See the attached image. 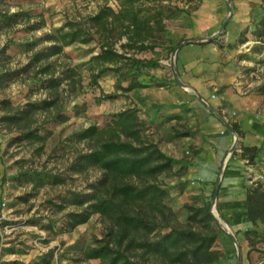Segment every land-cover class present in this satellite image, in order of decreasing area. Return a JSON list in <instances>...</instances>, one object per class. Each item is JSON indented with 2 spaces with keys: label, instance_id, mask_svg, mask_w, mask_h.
Wrapping results in <instances>:
<instances>
[{
  "label": "rangeland",
  "instance_id": "obj_1",
  "mask_svg": "<svg viewBox=\"0 0 264 264\" xmlns=\"http://www.w3.org/2000/svg\"><path fill=\"white\" fill-rule=\"evenodd\" d=\"M197 1H169L172 5L190 11L179 10L166 20L164 45L139 54L160 61L155 66L144 67L141 78L149 80L150 75L155 74L166 77L164 83L153 80L147 87L137 88L116 98L102 99L103 92L115 90L118 74L105 72L99 79V85L92 86L89 84V70L84 66V91L70 96L65 102L69 119L40 126V132L47 136L41 150H38L39 142L20 138L18 130H10L0 122V203L6 199V211L13 224L5 233L7 244L2 250L4 263L15 259L39 263L46 257L50 259V264H99V259L80 258L83 249L94 244L97 236L103 235L105 223L100 214L93 213L87 222L74 228L66 226L67 213L78 209L73 203L76 193H89V184L101 174L98 169L75 172L70 168L77 150L85 148L84 143L75 140V133L93 123L103 125L111 113L129 105H137L140 115L149 124L150 137L158 141L167 153H182L183 159L189 161L193 153L199 150L194 143L189 144L191 137L197 138L200 130L195 105L200 100L210 110L219 109L212 103H205L202 100L204 97H199V93L187 85L180 68V50L184 47H202L203 59L215 73L212 78L217 79L224 88L238 85L243 93L257 91L264 95V36L260 37L256 28L257 21L264 15V0L253 1L258 4V12L250 13L245 24L235 23L237 16L233 17L235 7L241 0H201L200 5L193 8ZM203 1H206L204 7ZM102 3L104 0H0V13L27 11L32 14L29 20L20 14L10 25L0 22V115L3 113V99H10L16 105L27 101L40 102L48 95L41 79L33 76L34 68L18 76L7 73L22 68L35 50L49 45L51 42L46 38L47 34L63 25L68 18H80L93 13ZM110 4L115 5V1L110 0ZM40 12L43 17L34 15ZM200 14L206 16L202 22L206 25L196 24ZM31 23H41V26L30 29ZM174 46V50L170 49ZM65 50L67 56L60 55L54 59L78 64L89 61L101 51V46L93 40L88 43L75 42ZM43 119L42 114L39 121ZM184 124L193 127L190 136H174L173 127L183 129ZM240 134L233 143L238 142L233 150L238 153L242 152L245 145ZM246 164L250 170V184L257 180L264 182V169L248 160ZM51 175L63 176L65 181L55 183ZM165 179L172 185L179 183L176 175H168ZM193 182L199 183L198 180ZM218 182L220 190L219 178L211 193H201L195 199L199 202L210 199L214 213L218 211L222 216L216 204L219 191L214 199ZM179 194L177 191L170 200L180 215L185 217L186 210L183 204H179ZM60 204L66 206L60 208ZM216 221L221 232L228 234L227 227L218 219ZM253 227L261 235L264 234L263 223L259 222L257 226L253 224ZM249 245L251 249L260 251V258L264 259V240L258 242L256 248L251 246L250 241Z\"/></svg>",
  "mask_w": 264,
  "mask_h": 264
},
{
  "label": "trees",
  "instance_id": "obj_2",
  "mask_svg": "<svg viewBox=\"0 0 264 264\" xmlns=\"http://www.w3.org/2000/svg\"><path fill=\"white\" fill-rule=\"evenodd\" d=\"M114 1L112 5L110 0H104L95 12L68 18L47 34L49 45L35 50L22 68L7 73L18 76L34 68L33 76L40 78L42 86L48 90L47 97L40 102L15 105L10 99L1 101L0 122L10 130H18L20 138L39 142L38 150L43 148L47 137L40 132V126L69 119L65 102L84 91V66L89 70L92 86L99 85L105 72L118 74L115 90L103 92L102 99L147 87L153 80L160 83L167 80L155 74H151L149 80L142 79V69L160 61L139 54L164 45L166 20L179 10H190L172 5L171 0ZM200 2L198 0L193 8ZM20 14L28 20L32 17L27 11L0 13V22L10 25ZM34 15L43 17L42 12ZM40 26L41 23H31L29 28ZM256 28L263 37L264 15L257 21ZM93 40L100 44L101 51L86 63L54 59L67 56L68 45ZM171 48L174 50L176 46ZM42 114L44 119L39 121ZM183 126V129L173 127L174 136L191 134L193 127ZM232 126L242 132L237 122ZM148 130L149 124L140 115V108L129 105L111 113L103 125L93 123L75 133V140L84 143L86 149L77 150L70 168L75 172L98 169L101 174L89 184V193H76L73 203L78 209L67 213L66 226L74 228L87 222L93 213H99L105 223L103 235L83 249L80 260L99 259V264H217L224 252L217 245L222 229L212 212V201H186L183 203L186 215H180L170 200L173 185L165 178L184 174L187 166L175 169L176 159L150 137ZM259 151L257 145H244L241 154L254 164ZM51 176L55 183L65 181L63 176ZM246 200L252 223L264 224L263 181H254L249 186ZM65 206L59 205L60 208ZM246 236L253 248L264 240V234L256 227L249 228ZM2 264H50V259L44 257L39 263L15 259Z\"/></svg>",
  "mask_w": 264,
  "mask_h": 264
},
{
  "label": "crops",
  "instance_id": "obj_3",
  "mask_svg": "<svg viewBox=\"0 0 264 264\" xmlns=\"http://www.w3.org/2000/svg\"><path fill=\"white\" fill-rule=\"evenodd\" d=\"M253 1L257 2L241 0L237 4L233 15L237 16L235 23L245 24L250 13L258 12V4ZM205 2L202 3L203 7ZM204 16L200 14L197 17V25H206L202 23L206 17ZM202 50L198 45L186 46L180 50V68L192 91L198 92L199 97L207 98L219 111L210 110L200 100L196 103L200 130L197 138L191 137L189 144L194 143L199 150L193 153L189 161L183 159L182 153L172 154L177 161L175 169L181 165L187 166L184 174L176 175L179 183L172 186V192L180 193L178 201L179 204H183L194 200L201 193L205 195L211 193L220 178L221 187L216 204L219 205L222 216L218 211L215 214L227 227L228 234L221 232L217 240V244L224 252V256L217 264H264V259L260 258V251L251 249L245 236V231L253 226L246 200L251 185L247 159L241 153L232 150L239 132L235 129L232 131L223 120L224 117L231 124L232 122L239 124L242 130L240 137L245 145L260 147L256 165L264 169V95L257 91L243 93L238 85L224 88L217 79L212 78L215 73L207 67ZM192 180L194 182L198 180L199 183L192 184Z\"/></svg>",
  "mask_w": 264,
  "mask_h": 264
},
{
  "label": "built area",
  "instance_id": "obj_4",
  "mask_svg": "<svg viewBox=\"0 0 264 264\" xmlns=\"http://www.w3.org/2000/svg\"><path fill=\"white\" fill-rule=\"evenodd\" d=\"M202 100L209 104V101L206 98H202ZM223 120L225 121L226 126L228 127V124L230 123L229 121H227L224 117ZM7 208V201L6 199L2 200V202L0 203V264L3 263V256H2V250L5 247V245L7 244V239L5 236V233H7V229L8 227H13L12 224V218L10 215H8V212L6 211ZM31 227L33 228H37V226L35 225H31Z\"/></svg>",
  "mask_w": 264,
  "mask_h": 264
},
{
  "label": "water",
  "instance_id": "obj_5",
  "mask_svg": "<svg viewBox=\"0 0 264 264\" xmlns=\"http://www.w3.org/2000/svg\"><path fill=\"white\" fill-rule=\"evenodd\" d=\"M179 47H180V45L176 48V51L179 49ZM228 127H229L232 131H234V128H233V126H232L231 123L228 124ZM237 145H238V142L236 141L235 144H234L233 147H232V150H234V148H235ZM219 185H220V183L218 182V184H217V186H216V189H215V192H214V199L217 197V194H218V191H219ZM212 212H213L215 218L217 219V216H216V214L214 213L213 209H212Z\"/></svg>",
  "mask_w": 264,
  "mask_h": 264
},
{
  "label": "bare ground",
  "instance_id": "obj_6",
  "mask_svg": "<svg viewBox=\"0 0 264 264\" xmlns=\"http://www.w3.org/2000/svg\"><path fill=\"white\" fill-rule=\"evenodd\" d=\"M217 219L219 220V218L217 217Z\"/></svg>",
  "mask_w": 264,
  "mask_h": 264
}]
</instances>
